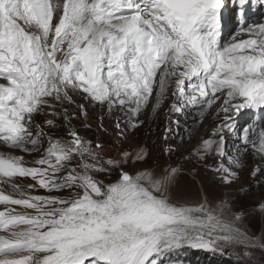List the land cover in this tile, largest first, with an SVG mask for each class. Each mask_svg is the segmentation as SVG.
Listing matches in <instances>:
<instances>
[{
  "label": "snow or ice",
  "instance_id": "obj_1",
  "mask_svg": "<svg viewBox=\"0 0 264 264\" xmlns=\"http://www.w3.org/2000/svg\"><path fill=\"white\" fill-rule=\"evenodd\" d=\"M232 4L239 27L225 37L226 0H0V264H165L228 247L257 264L264 240L238 226L243 213L203 186L174 195L185 165L235 183L249 150L264 184V115L237 125L243 110L264 114V15L248 18L264 0ZM169 100L165 141L193 138L173 114L219 122L184 163L141 167L148 149L123 141ZM96 105L126 116L115 153L74 124L90 129Z\"/></svg>",
  "mask_w": 264,
  "mask_h": 264
},
{
  "label": "bare ground",
  "instance_id": "obj_2",
  "mask_svg": "<svg viewBox=\"0 0 264 264\" xmlns=\"http://www.w3.org/2000/svg\"><path fill=\"white\" fill-rule=\"evenodd\" d=\"M226 5L227 7L224 11L223 20L224 35L225 37H230L231 34L236 32L239 27V24L238 18L233 9L232 0H226ZM262 15H264V6H258L254 12H249L248 18L249 20L259 19ZM170 103L171 100L166 102L161 108V110L155 113L151 110L143 112L140 116V119L144 121L143 126H141L139 129H133L130 132L129 137L123 141L122 147L130 149H134L137 145L146 147L151 155L148 160L156 158L157 161L165 162L161 149V144L164 143L166 147L168 145H171L174 148L178 147V151L171 156V159L174 161L172 164L175 165L184 163L181 157L183 155H187V150L191 148L192 145H194L197 141H199L201 137H207V135L211 132V129L213 128L214 124L219 121L218 118L214 120V113L207 115L202 122L196 124H193L191 115L188 117L187 120H185V118L173 114V120L179 119L181 121V128L179 129L180 134L187 136V133H185V127H187L189 131L193 134V138L190 142L186 139L185 142L182 144L179 143L177 138H170L168 141H165V139L161 138V135L165 131V127L167 125L168 106ZM89 112L93 115H99L100 113H102L101 115H103L104 117L106 126L114 136L116 134V122L119 120L123 126V121L124 119H126L125 114L118 107L114 108L112 112L109 113L107 110V106H105L103 109H101L98 105L89 106ZM261 115L264 114L258 113L257 110H243L242 113L237 117V125L241 126L244 121H247V124H249L253 120H258ZM150 137L153 138L152 142H150L149 140ZM150 143H152V148H148ZM228 143L229 146H232L240 144V141L228 134ZM117 147H121V145L117 143ZM16 154L25 155V158L28 157V155L23 153L17 152ZM243 160L246 164V167L240 171L239 180L227 186H230L232 189H234L236 186L242 189H252V191L247 193L246 196L256 197V195L260 194V191L264 190V184L258 185L256 181L251 178L250 172L252 168L255 167V164L259 161L253 159L251 155V150H249L248 153L244 154ZM209 163H211V161H209ZM164 164L166 165L168 163ZM184 169L190 170L191 166L185 165ZM197 171L202 172V177L210 179L213 182H218L214 179L211 173H206L203 169L199 167H197ZM2 208L3 206L0 205V209Z\"/></svg>",
  "mask_w": 264,
  "mask_h": 264
},
{
  "label": "rangeland",
  "instance_id": "obj_3",
  "mask_svg": "<svg viewBox=\"0 0 264 264\" xmlns=\"http://www.w3.org/2000/svg\"><path fill=\"white\" fill-rule=\"evenodd\" d=\"M74 98L77 104L82 102L79 95H76ZM101 114L102 113H100L99 115L90 114L89 123L92 124V127L90 129L84 128L79 123V121H75L74 124L80 134L93 141H95L99 136L101 141L105 144L106 148H108L112 153H115L118 148L117 141L115 140V136L106 126L104 119L103 124L104 127L108 129V132L99 130V125L101 122L99 117L101 116ZM38 120H42V117H38ZM246 124L247 121H244L241 126L238 127L241 128L243 126H246ZM164 135L165 131L161 135L162 139H164ZM149 140L150 142H152L153 138L150 137ZM148 148H152V143H150ZM165 148L166 146L164 145V143H162L161 149L165 162L157 161L156 158H152L151 160H148L146 165H141V167L158 168L159 166L165 165L164 163H173L174 161L172 159H169V156L165 154ZM25 159L31 160L33 159V157L28 155V157ZM189 171V169L183 170L182 174L179 177L178 188L174 195L187 192L191 199H196L201 186H203L204 190L206 191L212 190L215 195L227 200L230 204H232L233 211L243 213L242 220L238 223L239 227L247 231L250 236H258L261 237L262 240H264V210H261V205L264 204V190L260 191V194L256 195V197H248L246 196V194L251 192L252 189H242L238 186L232 189L230 186L221 185L219 184V182H213L210 179L202 177L203 174L201 171H197L195 176L189 175ZM100 178L106 179L103 176ZM115 178V175H113L112 179L114 180ZM25 182L30 183L31 181ZM40 194H43V190H40ZM234 251H243V249H233L232 247H228L225 248L224 254H220L219 252L213 253L210 251L193 250L186 248L171 254L166 260L165 264H179V262L181 261L183 262V264H211L215 261H226L231 262L232 264H251V262L249 261H238L236 256L234 255ZM251 251L254 252V259L257 261V264H264V252H261L258 249H252Z\"/></svg>",
  "mask_w": 264,
  "mask_h": 264
},
{
  "label": "trees",
  "instance_id": "obj_4",
  "mask_svg": "<svg viewBox=\"0 0 264 264\" xmlns=\"http://www.w3.org/2000/svg\"><path fill=\"white\" fill-rule=\"evenodd\" d=\"M211 264H232L231 262H226V261H215L214 263H211Z\"/></svg>",
  "mask_w": 264,
  "mask_h": 264
}]
</instances>
